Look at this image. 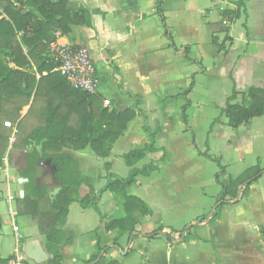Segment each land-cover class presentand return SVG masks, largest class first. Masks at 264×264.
<instances>
[{
  "label": "crops",
  "instance_id": "obj_1",
  "mask_svg": "<svg viewBox=\"0 0 264 264\" xmlns=\"http://www.w3.org/2000/svg\"><path fill=\"white\" fill-rule=\"evenodd\" d=\"M7 1L13 8H19L15 0ZM69 2L71 14L81 8L89 11L91 27L73 25L67 35L52 31L51 39L46 45V58L50 59L53 45L86 47L94 62L98 79V93L95 97L101 98L102 101L108 100V107L119 112L137 102L138 109L143 115V117L137 115L127 123L126 129L110 145L109 153L106 155H97L89 146L81 151L63 149L72 156L80 175L86 179V184H82L76 194L72 195L65 222L60 228L58 245L62 256L61 264L79 262L86 264L90 258L98 255V245L105 247L114 242L117 230H110L107 226L110 221L124 216L123 194L102 191L109 175L126 178L132 168L141 169L144 165L153 163L156 170L145 177H151V185L160 184V181L159 183L156 181L162 178L160 172L162 169L168 171L166 174L173 173L176 176L187 172L186 176L190 171L189 167H184L188 160L185 156L186 151L192 152L194 160H201L193 140V133L197 129H202L199 120L201 108L221 111L233 90L236 97L232 103L240 104L248 88L264 89V28L260 26L264 19L262 6L264 0H246L239 16L234 14L237 0H69ZM250 3L254 10L252 13L248 10ZM159 6L163 11L161 15L157 12ZM31 10L39 20L42 19L35 9ZM222 36L223 39H228L225 46L220 44ZM213 45L219 46L215 49L216 53L211 54ZM223 47L230 51L228 58L221 55ZM3 62L7 65L5 60ZM7 66L13 68L12 64ZM28 68L35 71L32 63ZM38 78L36 75V79ZM221 79L229 80L232 89L223 94V101L216 103L213 84H219ZM193 97L199 100L195 110L191 100ZM29 107L30 104L22 108L21 117L27 114ZM183 112L187 117V124L182 120ZM44 118L45 113L36 110L31 116L32 129L42 126ZM215 128H229L226 118L221 119ZM240 130L243 131L242 134L233 142L236 151L234 154L238 163H247L250 168L258 162L256 147L263 148L264 152V116L251 119L234 129ZM150 135L153 136L154 151H145L141 159L129 166L124 156L133 150H142ZM214 135L215 131L210 136ZM13 140L14 132L11 131L0 165V169L5 167L1 172V179L8 177L7 156L12 151ZM33 148L40 151V144L28 139L24 150L21 151L24 154V159L20 163L21 169L25 168L26 157ZM140 162L144 164L139 168L136 165ZM122 163L127 168L126 177L123 176ZM120 168L123 169L122 175L117 172ZM42 170L47 172L46 176H42ZM56 172V167L50 159L40 162L35 170L37 187L48 188V184L56 186L52 187V193L46 188L50 198H53L61 188ZM139 177L141 176L136 177L133 185L124 189L126 196L140 199L138 194L131 190L132 186L141 187ZM16 181L22 186L17 192V197L22 198L26 180L18 176ZM12 185L13 181L9 178L5 179L4 185L0 181V192H3L9 205L10 225L15 238L9 256L12 254V258L15 256L23 260L26 258L28 264H46L50 255L45 248V236L37 234L26 238L21 235L18 225L16 227V213L10 206L13 202L10 188ZM86 194L96 197L100 215L90 207L82 208L79 205L78 201ZM230 205L237 209V212L232 214L234 228L245 227V232L236 231L232 236L225 238L217 235L212 226L221 224ZM221 208L218 218L210 226L205 225L211 231L210 235L208 234L209 249H206L209 247L208 242L200 237L191 239L193 231L182 238L170 235L172 239L170 243L162 235L151 238L163 241L164 264H264V173L250 184L242 197L233 199V202L230 201ZM150 211L151 215L146 217L155 221L160 214H157V209ZM161 221L155 224L159 227L164 226L161 225ZM137 226L136 230L142 235L150 234L142 233ZM14 227L18 228L17 232H14ZM165 230L166 228L162 232ZM123 238L126 241V234L117 242L119 249H109L98 261L91 264H99L103 260L107 264L112 261L126 264L127 259L119 255ZM141 238L149 240L145 237L135 239L129 246L130 256L137 253L135 246ZM188 245L193 246L195 252L190 254L185 251ZM9 256L2 260L9 259L11 257ZM155 257L154 252L149 249L141 255L136 264H156Z\"/></svg>",
  "mask_w": 264,
  "mask_h": 264
},
{
  "label": "trees",
  "instance_id": "obj_2",
  "mask_svg": "<svg viewBox=\"0 0 264 264\" xmlns=\"http://www.w3.org/2000/svg\"><path fill=\"white\" fill-rule=\"evenodd\" d=\"M245 1L237 0L234 14L239 16ZM15 2L19 8H13L7 0H0V165L11 133L10 128L4 127V122L15 126L13 148H17L20 141L24 148L28 139L40 144V151L33 148L28 152L26 166L19 171V176L26 182L23 197L17 199L18 213L34 220L38 233L45 236V248L50 255L46 264H61L62 256L58 245L60 228L65 222L72 195L76 194L82 184H86V179L80 175L72 156L63 149L81 151L89 146L97 155H106L109 153L110 145L126 129L127 123L137 115L142 117L143 115L138 109L137 102L119 112L103 107L101 98L73 90L55 71L56 65L52 60L46 58V45L51 39L50 33L55 30L67 35L73 25L91 27L89 11L81 8L71 14L69 0L57 2L15 0ZM31 8L35 9L41 20ZM157 12L162 14L160 6ZM161 18L163 21V17ZM4 60L7 65L12 64L13 68L4 64ZM30 63L35 67V71L28 68ZM36 75L39 76L38 79ZM235 97L236 92L233 90L220 112L231 129H237L251 119L264 116V89L248 88L240 104L232 103ZM29 104L27 114L21 117L20 111ZM36 110L45 113L44 123L32 129L31 116ZM182 120L187 124L184 112ZM21 136L22 140L18 139ZM153 144V136L150 135L142 150H133L124 156L125 162L131 166L134 161L143 157L145 151L153 152ZM199 155L209 157L207 152H199ZM47 159L55 165L56 177L61 183L59 192L53 198L48 196L46 188L37 187L35 182L37 165ZM154 170L155 164L150 163L141 169L132 168L126 178L109 175L102 191L123 194L124 216L110 221L107 226L110 230H117L114 242L105 247L98 245V255L90 258L86 264L98 261L111 248L119 249L117 242L124 234L126 245L140 237L151 239L157 235H162L169 243L172 242L170 234L163 233L162 230L146 235L137 231V217L149 216L151 211L139 198L124 194V189L133 185L137 176L147 177ZM262 173L264 169L257 165L246 169L229 184L221 185V198H239L242 191ZM96 201V197L86 194L78 202L82 208L90 207L100 215ZM178 237L182 238V235L179 234ZM8 260L0 259V264H7ZM109 264L119 263L112 261Z\"/></svg>",
  "mask_w": 264,
  "mask_h": 264
},
{
  "label": "rangeland",
  "instance_id": "obj_3",
  "mask_svg": "<svg viewBox=\"0 0 264 264\" xmlns=\"http://www.w3.org/2000/svg\"><path fill=\"white\" fill-rule=\"evenodd\" d=\"M262 6L264 7V3ZM251 7L252 6L250 3L248 5V10H250V13H252L251 11L254 12L253 8ZM263 20L262 23H260V26L264 28ZM242 26L244 27V25ZM222 32L224 31L222 30ZM227 40V38L223 39L222 36L220 44L225 46V41ZM218 46L219 45H213L211 47L210 53H216L215 49H218ZM223 51L221 55L225 58H228L230 51L225 50V47H223ZM220 81L221 82L219 84H213L215 89L214 93L216 96V103H218V101H223V94H227L232 89L229 80L221 79ZM246 93L243 94L242 97H244ZM191 100L193 103V109L195 110L197 104H199V100L195 97L191 98ZM193 109L192 111H194ZM201 111L202 112L200 113L199 120L202 129H197L196 132L193 133V140L195 141L194 147L198 152H207L209 157L205 158L200 155L201 160L196 161L194 160V156L191 154L192 152H188L187 150L185 156H187L188 160L186 159L187 164H185L184 167H189L190 171L186 176L185 174L187 172L178 176L172 173V177V175H169L168 173L166 174V172H168L166 169H162L160 171L162 173V178L156 181L158 183L160 181V184H157L156 186L151 185V177L145 178L144 176H141L138 178L141 187L139 188L137 185L135 187L132 186L131 190H134L132 191L134 194H138L137 196H139L140 199L144 201L149 209H157V214L161 215H157V219L155 221H152V219L146 216H138V230H140L142 233H151L166 228L165 232L176 238L179 234L184 237L186 234L189 235L190 231H193L191 239L193 240L195 237H200L202 240L208 242L209 247L206 249H209V235L211 231H209L206 227L210 226L215 221V219L218 218V214L221 212L220 208L224 205L222 202H226L227 205L230 201L233 202L232 198L226 199L227 201L221 198V185L229 184V182L237 178L243 171L248 169L249 165L247 163H238L234 154L236 151L233 148V142L242 134L243 131H234V129H231L230 127L227 129L222 128L223 130L221 128L216 129L215 125L219 123L221 119L225 120V117L220 113L221 111L218 109L211 110L210 108L206 107H204V109L201 108ZM213 131H215L216 135L210 136L212 135ZM22 138L23 137L21 136L18 139L22 140ZM22 144L23 143L20 141L17 148H11L12 151H10L7 156L9 170L8 177L5 176V179L9 178L13 181V185L10 187L12 196L10 197L13 198V202L10 204V206L15 210L16 213V227L18 225L21 235L26 238H31L39 234L36 222L28 216L26 217L24 215H20L18 213L17 206V199L19 198L17 197V192L19 189H22V186L18 185L16 181L19 176V171L21 170L20 163L24 159V154L21 152L24 150ZM256 151H258V154H256L258 155V162L255 164V166L257 165L259 168L264 169L263 148L256 147ZM142 164L144 163L140 162L136 166H139L140 168ZM122 167L124 170L120 168L117 172L122 175L123 170V176L126 177L127 168L125 167L124 163H122ZM4 169L5 167H1L0 176L2 175L1 172L4 171ZM46 175L47 172L42 170V176ZM5 179L4 177L3 179L0 177L2 185L5 184ZM152 184L154 183L152 182ZM48 185V188H46L51 190L52 193V187L55 188L56 186L54 184ZM244 191L245 190L242 191L239 197L243 196ZM0 193V258L2 259L9 256L15 238L10 225V216L8 213L9 205L5 201L6 197L2 194L3 192ZM78 196H80V194ZM235 212H237V209H235L234 206H228V212L223 218L221 224L212 226V229L216 231L217 235L228 238L229 236L235 234L236 231L238 233L245 232V227L234 228L232 214L234 215ZM157 221H161V225L164 226L159 227L158 224H155ZM121 243L122 246L120 247L119 255H121L123 259H127L125 262L126 264H136V262H139L141 255H144L149 249H151L156 255L154 263L164 264V243L162 240L156 241L149 239L146 241L144 238H141L140 242H138V244L135 246L137 253L132 256H130V245H126L124 238L121 240ZM184 250L190 254L195 252L193 246L189 245L186 246ZM9 259L11 260L12 256ZM23 264H28L26 258L24 259ZM79 264L81 263L79 262ZM99 264L107 263L103 260Z\"/></svg>",
  "mask_w": 264,
  "mask_h": 264
},
{
  "label": "built area",
  "instance_id": "obj_4",
  "mask_svg": "<svg viewBox=\"0 0 264 264\" xmlns=\"http://www.w3.org/2000/svg\"><path fill=\"white\" fill-rule=\"evenodd\" d=\"M50 59L56 65L55 71L70 88L89 96L98 93V79L96 69L89 50L84 46L53 45L50 51ZM104 107L109 106L108 100H103ZM5 128H10L15 133V126L9 122L3 123ZM14 231L17 228L14 227ZM24 260L15 256L9 264H23Z\"/></svg>",
  "mask_w": 264,
  "mask_h": 264
}]
</instances>
